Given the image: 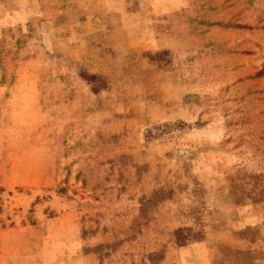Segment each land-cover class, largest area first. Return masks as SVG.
<instances>
[{
	"label": "rangeland",
	"instance_id": "obj_1",
	"mask_svg": "<svg viewBox=\"0 0 264 264\" xmlns=\"http://www.w3.org/2000/svg\"><path fill=\"white\" fill-rule=\"evenodd\" d=\"M0 264H264V0H0Z\"/></svg>",
	"mask_w": 264,
	"mask_h": 264
},
{
	"label": "trees",
	"instance_id": "obj_2",
	"mask_svg": "<svg viewBox=\"0 0 264 264\" xmlns=\"http://www.w3.org/2000/svg\"><path fill=\"white\" fill-rule=\"evenodd\" d=\"M94 77L90 76V78H87L85 80H93ZM94 92H96L94 89H93ZM182 236V231L181 230H177L175 232V239H176V243H177V246L178 247H184L186 246V244L181 240V237Z\"/></svg>",
	"mask_w": 264,
	"mask_h": 264
}]
</instances>
